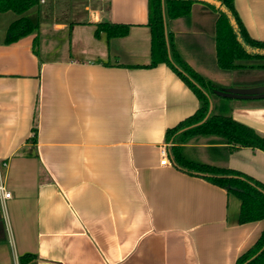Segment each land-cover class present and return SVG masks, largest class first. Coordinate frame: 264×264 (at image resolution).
Segmentation results:
<instances>
[{
	"label": "crops",
	"instance_id": "crops-1",
	"mask_svg": "<svg viewBox=\"0 0 264 264\" xmlns=\"http://www.w3.org/2000/svg\"><path fill=\"white\" fill-rule=\"evenodd\" d=\"M254 39L264 40V0H234ZM218 11L194 0L166 17L175 52L223 88L264 84V69L217 64ZM35 27L14 41L21 17ZM149 0H39L0 10V264H237L264 220L240 223L241 199L203 175L161 164L166 133L202 102L167 62L149 66ZM129 25L123 36L97 24ZM208 95L211 113L264 136V98ZM219 96V97H218ZM210 113V114H211ZM209 114V115H210ZM34 129L37 130L35 135ZM199 136L186 158L228 166L264 183V150L231 152ZM189 149L210 154L196 159Z\"/></svg>",
	"mask_w": 264,
	"mask_h": 264
},
{
	"label": "trees",
	"instance_id": "trees-1",
	"mask_svg": "<svg viewBox=\"0 0 264 264\" xmlns=\"http://www.w3.org/2000/svg\"><path fill=\"white\" fill-rule=\"evenodd\" d=\"M39 0H0V10H14L23 13ZM238 23V31L231 24L228 15L218 11L217 20V64L222 70L264 69V40L250 36L241 21L234 0H221ZM194 0H149V20L151 28V55L149 66L160 62L173 65L199 96L202 105L196 113L174 128L167 130L166 136L173 144L169 147L173 164L189 173L203 175L211 182L224 187L229 193L241 199L239 221L245 223L264 220V183L228 166H220L186 158L181 143L199 136L211 137L212 142L227 144L228 152L239 147L250 146L264 150V136L254 128L234 119L230 111H220L208 115L211 100L208 92L222 89L219 84L205 81L175 52L170 34L166 31V17L189 16ZM34 22L21 17L13 22L8 30L7 40L14 41L34 29ZM106 31L112 36H123L129 25L113 22L97 24L96 34ZM240 33L244 44L238 39ZM247 46L249 48H247ZM219 97V96H218ZM224 100L229 98L222 97ZM208 115V116H207ZM36 135L37 130L34 129ZM36 256L26 253L20 256V264H33ZM237 264H264V229L257 242L237 259Z\"/></svg>",
	"mask_w": 264,
	"mask_h": 264
},
{
	"label": "water",
	"instance_id": "water-1",
	"mask_svg": "<svg viewBox=\"0 0 264 264\" xmlns=\"http://www.w3.org/2000/svg\"><path fill=\"white\" fill-rule=\"evenodd\" d=\"M199 1L214 5L216 8H219L221 11L225 12L228 15L234 29L238 31V23L236 19L227 9V7L224 4H222L221 0H199ZM238 39L244 44V41L239 32H238ZM247 48L249 47L247 46ZM214 93L226 98L259 99V98H264V84L258 86H250V87L235 86V87H228L223 89H215ZM211 111H212V103L208 115L211 113Z\"/></svg>",
	"mask_w": 264,
	"mask_h": 264
},
{
	"label": "built area",
	"instance_id": "built-area-1",
	"mask_svg": "<svg viewBox=\"0 0 264 264\" xmlns=\"http://www.w3.org/2000/svg\"><path fill=\"white\" fill-rule=\"evenodd\" d=\"M161 154H162L161 164L162 165H171L172 161L169 158L168 148L166 145L162 146ZM10 196H11V191L7 190L4 187V185L2 184V182L0 181V199L4 200L6 198H9Z\"/></svg>",
	"mask_w": 264,
	"mask_h": 264
},
{
	"label": "rangeland",
	"instance_id": "rangeland-1",
	"mask_svg": "<svg viewBox=\"0 0 264 264\" xmlns=\"http://www.w3.org/2000/svg\"><path fill=\"white\" fill-rule=\"evenodd\" d=\"M189 155H194L196 159H201L202 157H205V155L210 154V151L206 150V149H189L188 150Z\"/></svg>",
	"mask_w": 264,
	"mask_h": 264
}]
</instances>
